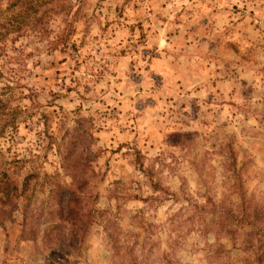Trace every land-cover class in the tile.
<instances>
[{
    "label": "rangeland",
    "instance_id": "374dc122",
    "mask_svg": "<svg viewBox=\"0 0 264 264\" xmlns=\"http://www.w3.org/2000/svg\"><path fill=\"white\" fill-rule=\"evenodd\" d=\"M11 2L0 264H264V0Z\"/></svg>",
    "mask_w": 264,
    "mask_h": 264
},
{
    "label": "trees",
    "instance_id": "16d2710c",
    "mask_svg": "<svg viewBox=\"0 0 264 264\" xmlns=\"http://www.w3.org/2000/svg\"><path fill=\"white\" fill-rule=\"evenodd\" d=\"M44 1V3H49L50 5L47 7L46 9V15L47 18H51V17H56L57 15H60L61 18V22L63 23L62 26H58V29L56 31V34L51 38V40H49L46 44V46L50 49H54L56 48L57 45H59L60 50L61 51H66L68 49H73L75 47L74 42L68 41L69 38V34H71V24H72V20L74 15L76 14V10L77 7L72 10V5L67 4L64 2H62V0H40V2ZM22 3L25 4V10L26 9H30L33 14L31 16V22L32 26H36L41 24L42 26H38L39 29H41L42 31H47V23H48V19L45 17V19L43 18L44 16V12H40L39 14H36V10H35V5L37 0H13V2H11V6L16 5L17 3ZM34 7V8H33ZM28 14V13H27ZM27 14L25 15V17H27ZM34 15V16H33ZM17 19L12 18L9 19V26L12 27V30H18L21 27L20 23H15ZM25 21V22H24ZM27 20H23V24L22 25H26L27 26ZM41 27V28H40ZM28 28H32L31 25Z\"/></svg>",
    "mask_w": 264,
    "mask_h": 264
}]
</instances>
